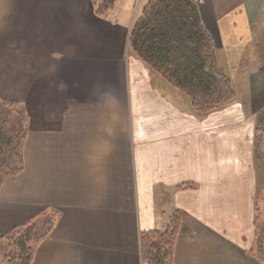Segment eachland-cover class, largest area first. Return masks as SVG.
<instances>
[{"label": "crops", "instance_id": "obj_1", "mask_svg": "<svg viewBox=\"0 0 264 264\" xmlns=\"http://www.w3.org/2000/svg\"><path fill=\"white\" fill-rule=\"evenodd\" d=\"M196 1L233 83L252 58L245 97L207 112L129 48L148 0H117L102 17L93 0H0V97L27 113L0 233L56 217L32 264H146L140 234L176 210L188 217L173 264H264V0Z\"/></svg>", "mask_w": 264, "mask_h": 264}, {"label": "trees", "instance_id": "obj_2", "mask_svg": "<svg viewBox=\"0 0 264 264\" xmlns=\"http://www.w3.org/2000/svg\"><path fill=\"white\" fill-rule=\"evenodd\" d=\"M102 17L117 0H93ZM129 48L171 86L184 93L201 112L215 109L236 97L230 77L220 68L214 39L202 19L196 0H148L129 36ZM27 113L23 103L0 98V185L25 167ZM257 151L264 154V115L259 116ZM187 214L176 210L164 230L140 234L146 264H173L177 240ZM56 217L47 211L7 233H0V264H32L40 244L51 234ZM264 220L257 233L263 251Z\"/></svg>", "mask_w": 264, "mask_h": 264}, {"label": "rangeland", "instance_id": "obj_3", "mask_svg": "<svg viewBox=\"0 0 264 264\" xmlns=\"http://www.w3.org/2000/svg\"><path fill=\"white\" fill-rule=\"evenodd\" d=\"M129 44V43H128ZM250 59H252V58H249V57H247V58H245L244 59V66L243 67H241L240 68V70H239V73H238V77H237V81L235 82V83H233V81H232V83H233V86H234V88H235V91H236V97H235V99L234 100H232V101H230V102H228V103H226V104H223V105H221V106H219V107H217L218 109L220 108V107H223V106H226V105H228V104H231V103H233V102H235V101H237L238 99H243L245 96H243V91H244V89L243 88H245V81H244V78H245V76H249V75H252V73H251V70L249 69V60ZM241 79V82L239 81ZM235 84V85H234ZM239 85H241V88L239 87ZM1 98V97H0ZM2 99V98H1ZM191 102V101H190ZM192 104V103H191ZM193 106V105H192ZM193 108L197 111V112H201V111H198L194 106H193ZM217 108H215V109H217ZM215 109H212V110H215ZM212 110H208V111H212ZM204 112H207V111H204ZM261 112V114H263L264 115V111L263 110H261L260 111ZM257 148V147H256ZM257 162H258V164H259V166L260 167H262V186H260L261 187V192H260V196L261 197H264V154H262L261 152H259V151H257ZM259 214L261 215V211L259 210ZM259 215V216H260ZM262 219V218H261ZM260 219V220H261Z\"/></svg>", "mask_w": 264, "mask_h": 264}]
</instances>
